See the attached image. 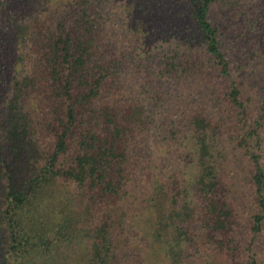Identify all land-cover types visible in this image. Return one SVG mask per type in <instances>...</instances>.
<instances>
[{"label": "trees", "instance_id": "1", "mask_svg": "<svg viewBox=\"0 0 264 264\" xmlns=\"http://www.w3.org/2000/svg\"><path fill=\"white\" fill-rule=\"evenodd\" d=\"M248 2L0 0L2 264H70L71 247L81 249L76 264H155L121 253L116 230L132 221L133 196L172 264L189 248L205 264H262L264 99L249 124L225 31ZM193 82L211 100L178 111L176 94ZM228 124H237L230 137ZM253 142L256 151L243 148ZM153 143L178 162L166 179L151 181ZM190 148L195 174L184 170ZM240 172L248 174L246 218L230 196Z\"/></svg>", "mask_w": 264, "mask_h": 264}, {"label": "rangeland", "instance_id": "2", "mask_svg": "<svg viewBox=\"0 0 264 264\" xmlns=\"http://www.w3.org/2000/svg\"><path fill=\"white\" fill-rule=\"evenodd\" d=\"M157 5V4H156ZM159 5V7H158ZM157 7L160 9H165L166 4L158 3ZM238 14L233 13L227 18L226 25V34L228 35V44H229V59L232 61L231 67L237 68L240 70V74H235L236 81L240 83V88L243 92L244 99L248 108V120L249 124L259 116L261 110V102L264 99V0H249L245 6L235 8ZM158 10L155 11L151 19L155 20V14ZM255 11H258L263 17L258 20V24L251 26L247 21L248 14L254 15ZM230 9H226L224 13L220 15H214L213 21L217 23V19H221L224 15L228 14ZM239 19V20H238ZM168 16L164 14L161 15L157 21L162 23L160 27L161 32L165 33L170 29ZM167 27H164V26ZM179 23L176 24V27ZM1 61V58H0ZM2 79V77L0 78ZM6 84L4 81L0 82V91L3 94L6 90ZM228 83L226 81H221L217 89H226ZM0 94V96H2ZM180 97L176 94V101L174 103L175 109L181 111L182 109L186 110V107L191 104H203L211 100L210 92L207 89L202 88L197 83H192L184 86L182 92H180ZM228 106V104H227ZM229 108V107H228ZM230 111V110H229ZM227 111V113L229 112ZM231 121V120H230ZM229 125V130L226 131L228 137L232 136L237 132V124L231 126ZM230 131V132H229ZM226 135V136H227ZM264 135V134H263ZM249 143V142H248ZM243 146L250 151H256L252 149V145L249 144ZM191 146V145H190ZM148 149L145 150L148 156H152V161L150 165V173L154 175L151 181L161 177L160 179H166L163 175L169 174L175 168H178V162L175 158L167 156V151L164 148L163 144L153 143L148 145ZM191 152L185 154V163L184 170L185 173L195 174L196 173V163L194 158V150L191 149ZM264 151V147H263ZM171 160L176 161L175 163ZM148 159H144L143 162H147ZM241 161L242 158H241ZM184 162V161H183ZM264 162V160H263ZM246 162L244 161V164ZM147 164V163H146ZM242 164H237L235 168L241 170ZM248 165V169L251 167L250 161L244 166ZM156 176V177H155ZM236 180L231 184L230 196L234 198L236 203L240 205V209L235 208L236 213L239 217L246 218L245 213L250 211L249 203V187H248V174L240 172L236 174ZM156 185L151 182L150 187ZM65 191L69 189L62 188L63 195ZM62 194V193H61ZM131 195H137L133 193ZM1 197V194H0ZM129 199V198H128ZM129 207L127 210L132 216L131 222L127 223L122 229L116 230L118 234L119 241L121 244L120 249L121 253L129 255L131 259H134L136 262L142 259V263L147 261L149 258H155V264H172L170 258L166 255V251L162 248L161 245L156 244L151 237V226L149 219L152 218V214H145L144 207L141 205L140 200H137L135 196L129 199ZM140 204V206L138 205ZM131 207V208H130ZM140 217L141 224H138V219ZM147 233V236H146ZM144 245L147 247V250L144 249ZM7 247H9V242L7 238L6 227H3L0 223V264L3 263L4 259L7 257ZM81 249L78 247H71L67 251L68 259L67 262L70 264H76V260L80 256ZM193 248H189L185 252V257L181 259L182 264H205V260H201L197 256H193ZM130 261V259H128ZM212 262H217L223 264L222 261L218 258L211 259ZM262 264H264V248L262 249L261 255Z\"/></svg>", "mask_w": 264, "mask_h": 264}]
</instances>
